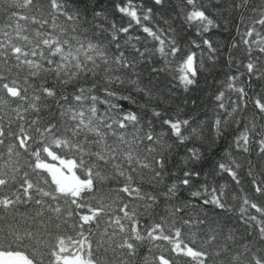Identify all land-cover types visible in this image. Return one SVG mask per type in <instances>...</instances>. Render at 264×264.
Wrapping results in <instances>:
<instances>
[{"label": "snow or ice", "instance_id": "6c2138e0", "mask_svg": "<svg viewBox=\"0 0 264 264\" xmlns=\"http://www.w3.org/2000/svg\"><path fill=\"white\" fill-rule=\"evenodd\" d=\"M0 264H264V0H0Z\"/></svg>", "mask_w": 264, "mask_h": 264}]
</instances>
